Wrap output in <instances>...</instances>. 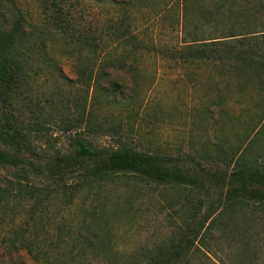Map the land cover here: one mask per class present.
<instances>
[{"label":"rangeland","instance_id":"374dc122","mask_svg":"<svg viewBox=\"0 0 264 264\" xmlns=\"http://www.w3.org/2000/svg\"><path fill=\"white\" fill-rule=\"evenodd\" d=\"M192 2L189 10L183 0H136L133 6L121 8L89 1L75 5V19L95 38L113 17L130 22L139 41H132V50L128 48L124 55V69L110 64L100 74L97 67L91 70L95 58L57 44L55 65L36 68L28 87L29 100L20 107L25 124L33 121L29 106L40 108L45 128L43 134L34 130L32 136L40 135L41 149L66 152L75 134L65 128L80 119L84 136L96 148L117 149L126 138L140 151L174 157L180 168H191L204 186L198 190L186 185H147L131 175H119L90 195L83 189L73 193L70 186L55 196L75 197L68 207L65 200L53 204L56 228L68 230L71 224L77 228L85 216L95 213L94 226L106 233L107 247L137 254L173 233L197 197H225L227 174L244 164L264 166V66L234 58L197 61L185 47L226 40L223 37L230 28L238 35L235 39L263 42L264 16L234 18L222 15L219 0ZM30 21L41 23L37 10ZM47 42L52 45L49 38ZM113 57L111 53L108 63ZM89 71H94L96 83L104 77V88L110 82L118 84L114 100L98 91ZM117 130L124 136L119 137ZM86 197L89 202L92 197L99 199L84 203ZM4 213L0 210V235L7 228ZM8 214L19 217L17 209ZM252 227L260 229L259 223ZM0 264L33 262L24 252L6 254L0 241Z\"/></svg>","mask_w":264,"mask_h":264},{"label":"trees","instance_id":"16d2710c","mask_svg":"<svg viewBox=\"0 0 264 264\" xmlns=\"http://www.w3.org/2000/svg\"><path fill=\"white\" fill-rule=\"evenodd\" d=\"M84 1L121 8L133 6L136 0H0V210L5 212L3 224L7 227L0 241L5 253L24 252L33 264H264V166L244 164L227 174L225 197H197L173 233L137 254L107 247L106 233L94 226L95 213L85 216L77 228L74 224L68 230L55 227L58 224L51 215L53 204L65 200L64 206L68 207L75 202V197L55 196L70 186H74L73 193L83 189L90 195L119 175H131L147 185H186L198 190L204 186L191 168H180L174 157L140 151L126 138L117 149L96 148L84 136L80 119L70 121L65 128L75 134L66 152L53 153L38 147L41 137L35 139L32 135L34 130L43 134L41 110L32 109L31 101L27 103L33 121L25 124L20 103L29 100L28 87L36 68L55 65L57 44L60 49L73 47L87 59L95 58L91 70L97 67L103 74L110 64L124 69V55L128 48L132 50L131 42L138 40L130 22L119 16L108 21L110 26L100 32L99 38L90 35L72 12ZM192 1L183 0L186 10L193 8ZM219 2L224 16H264V0ZM33 10L41 18L38 25L30 21ZM263 26L260 32L264 36ZM229 30L223 37L226 40L187 43L185 47L197 61L234 58L264 66V41L246 43L235 39L238 35L234 29ZM111 53L115 62L108 63ZM83 74L87 76L86 71ZM89 75L95 84L94 71ZM99 81L98 91L114 100L118 84L110 82L104 88V77ZM117 134L124 136L121 131ZM92 198L89 202L86 197L83 202L92 204L99 199ZM13 209L18 210L19 217L8 214ZM7 220L10 222L5 223ZM257 223L260 229L252 227Z\"/></svg>","mask_w":264,"mask_h":264}]
</instances>
